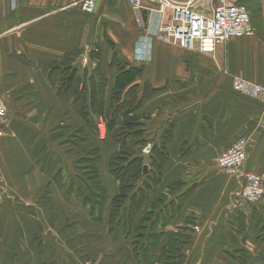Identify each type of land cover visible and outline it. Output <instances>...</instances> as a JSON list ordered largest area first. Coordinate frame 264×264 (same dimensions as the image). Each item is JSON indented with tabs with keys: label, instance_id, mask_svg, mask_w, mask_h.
<instances>
[{
	"label": "crops",
	"instance_id": "crops-1",
	"mask_svg": "<svg viewBox=\"0 0 264 264\" xmlns=\"http://www.w3.org/2000/svg\"><path fill=\"white\" fill-rule=\"evenodd\" d=\"M237 1L244 4L242 0ZM75 2L0 0V97L6 107L1 156L15 154L10 160L24 163L34 159L35 145H44L40 148L43 151L35 152L44 161L42 154L52 139L79 121L73 114L75 106L68 99L70 93L57 91V84L53 82L55 73H51L54 65L70 61V68L76 67V76L68 91L91 74L96 91L105 97L111 95L119 66L138 68L140 72L120 95L128 91L136 97L134 114L143 122L145 139L151 145L149 158L156 157L152 146L158 145L163 161L158 171L160 180L155 182L141 211L149 210L155 203L161 214L171 212L169 220L160 218L157 222L156 233L164 232L165 239V233L178 234L182 242L175 247L185 257L183 264H264V245L251 232L255 223L253 211L249 205L231 201L240 185L216 164L220 151L243 137L246 169L264 177V92L251 97L232 89L236 75L264 88L261 0H255L258 13L253 19L251 16L253 35L227 40L211 53L191 51L156 38L157 25L168 21L171 13L167 7L163 13L155 11L159 7L156 2L144 3L143 10L147 11L144 27L137 24L127 0H95L92 13L82 11ZM209 2L197 0L192 9L210 16L215 4L209 8ZM146 35L148 38L143 40L141 37ZM142 41L148 44L144 52L140 49ZM91 46L98 51L91 58L98 65L94 73H90L86 64L90 51L93 52ZM97 79L102 86L96 83ZM64 81L65 76L62 84L66 86ZM139 97L142 98L138 104ZM143 114L144 121L140 117ZM79 130L86 135L91 133L86 123ZM103 136L101 139L109 137ZM9 165L11 168L4 173L6 179L1 178L3 170H0V264H73L67 249L62 255L60 248L43 250L39 244L30 246L22 242L27 238L21 230L25 224L24 209L48 207L52 203V183L47 178L45 182L50 185L42 184L43 179L37 176L44 173L40 167L19 170L15 168L17 163L12 161ZM147 173L152 175L153 170L147 169ZM11 175L17 179L11 180ZM201 176L207 178L205 183L209 186H200ZM215 185L228 193L224 196L223 208L228 209L222 210L224 216L212 210L219 201H211V193L207 199L205 193V190L212 194L218 192ZM185 187L188 192L182 196L187 190ZM47 196L49 202L45 203ZM158 198L164 202H155ZM35 213L41 221L42 212ZM136 216L133 224L141 219V215ZM45 221L51 222L48 218ZM186 223L189 231L183 229ZM103 235L105 238L101 240L113 247V258L101 252V264H142L139 255L130 248V234L129 237L119 235L120 239H112L104 232ZM42 238L45 237L39 233L36 238L33 231V240ZM162 247H157L155 252ZM123 251L125 256L120 255ZM119 256L121 260L116 261ZM158 259L152 256L151 261L161 264Z\"/></svg>",
	"mask_w": 264,
	"mask_h": 264
},
{
	"label": "rangeland",
	"instance_id": "rangeland-1",
	"mask_svg": "<svg viewBox=\"0 0 264 264\" xmlns=\"http://www.w3.org/2000/svg\"><path fill=\"white\" fill-rule=\"evenodd\" d=\"M242 1L250 9L253 19V15L258 13L255 0ZM212 4H215L216 6L218 4V0H210L207 6L211 8ZM91 47L94 53L90 51L86 64L89 65L90 73H94L96 72L98 65L94 64L96 62L95 60H91V58H93L96 53H98V51L96 47ZM70 63L71 62L69 61L54 65L51 69V73H55L53 82L57 84L58 93H70L68 99L69 102L74 104L75 111L73 112V114L76 115L79 121L73 122V125L68 126L67 129H64L63 133L59 132V135L56 138L52 139L51 145L47 146L45 154H42L44 156V161L39 160L41 156H36L35 154L36 150H40V148L44 145H35L33 157L34 159H29L24 163L17 159L10 160L14 159L15 154L9 155V157L6 155L5 158H3L0 154V170H3L1 178H7L6 175V177L4 176V173L6 170L11 168L9 164H12L13 161L17 163V166L15 168L19 170H23L29 167L38 169L37 167H40L41 170L44 171V173L37 176L39 179H43L42 184L45 183L49 186V183H52V203H50L48 207L24 209L26 211V216L24 219L25 224L21 230L27 234V238L22 242L29 244L30 246L33 244H39L43 250H48L51 247L60 248V250H62V255H65L64 249H67L69 255H71V257L73 258V264H99L101 262V252L103 254L105 253L107 258H113V247L111 246V243L108 244L107 241L101 240V238H105L103 232L112 239H120L119 233L123 232V230L125 229V225L122 224V226H119L120 222H118L117 219L119 218L118 216H120L123 212L125 215L126 211L122 208L117 217H111L109 212L110 206H108V201L115 194L117 186L115 179L112 175L109 174L110 172H108L109 169H107V160L108 156H110L111 153L118 149L120 143L118 142L119 139H115L116 134L106 133L105 125L101 124L102 127H100V122L104 124V119L103 117L97 116V114L95 113V110L99 106L102 111H105V115L109 116V111L111 110L112 106L111 104H113L112 96L109 95L108 97H105L101 94V91H96L95 79L91 74H89L88 77L84 76V78H82V80H79L77 85L72 88V91H68L67 88H65V85L62 84V79L67 73L71 71L70 67L72 66ZM97 82L98 85L101 86V81L97 79L96 83ZM93 89L95 90L94 98L92 97ZM126 92L127 93L125 95H120L119 102L122 103L124 101L125 103H129V101L132 100L134 104L136 97H132V94H130V92ZM141 98L142 97H139V99L137 100L138 104ZM92 99H94L93 103L91 102ZM85 111L88 112V118L85 117L87 115ZM68 112L62 113L68 114ZM114 114L118 116V120L122 118L121 106L117 107V110L114 112ZM140 117L143 121L146 118L144 114ZM85 123L88 124L91 129V133L89 135L87 134L88 136L86 135V133L79 130ZM141 123L143 122L141 121ZM50 131L51 130L47 131L46 134L50 135ZM5 132L6 129H4L3 136L5 135ZM102 135H104L103 137H109L101 139ZM145 136L146 135L144 129L143 133L141 134H123L122 132L121 136H119L121 137V139L123 138L124 143L129 148L134 150L137 155L143 158L144 165H147L146 169L151 168L153 170L150 179L143 180V184L142 182H139V184L144 188H146L144 184L148 185L149 182L151 185H153L155 184V182L157 183L160 180L158 178V171L161 168V163L163 162L159 157L153 160V162L149 159L151 145L147 143ZM101 140L104 141L101 142ZM142 140H145V143L141 145L137 144V142ZM41 151H43V149H41L39 153ZM222 151H220V153ZM89 159H94V166L96 167L99 177V187H103L104 189H106L108 198L107 203L103 207L100 204L102 201V192L98 189L97 186H95L93 180L90 179L93 173L88 166ZM39 161H41L40 165ZM151 162L153 164H151ZM185 162H189V160H185ZM244 170H247L246 167ZM226 175L229 176V178L236 180L240 185L239 190L236 192L235 196H232L231 201L235 203L234 201L237 200V203L242 206H244V204L249 205V209H252L253 211L252 216L255 221L254 226H252L251 228V232L253 235H256L255 237L260 238L261 245H264L262 243L264 242V193L262 197L257 201H247L241 196V190L245 184L244 176L240 175L238 177H231V175ZM9 178L13 180L17 179V176H15L14 178V176L11 175L9 176ZM47 178L48 180H50V182H45V179ZM186 178L192 179L191 177ZM260 178L263 182L262 186L264 192V177L260 176ZM199 180H201L202 182L200 186H203L204 184L206 186H209L205 183V181L207 180L206 177L201 176L199 177ZM192 183L195 184L196 182ZM106 187L108 188V190ZM215 187L217 188L218 192L212 194L210 190H205V193L207 194V199L210 198L208 194L211 193V201H219L218 205L214 204L212 210H215L221 216H224L225 213H223L222 210H228L226 208H223L226 204V201H224V196L228 193L223 191V189L221 190V186L215 185ZM176 188L182 189L181 185H176ZM185 189L187 188L185 187ZM185 191L186 192H184L182 196H186L188 189ZM44 192L45 191H43V193ZM48 198V196L44 198L46 199L45 203L49 202ZM145 201L146 200L139 202V205L135 209L136 212L134 210L135 216L137 215L136 217H138L139 215H141V219L138 220V223L133 224L132 220L133 218H135V216L133 218L130 217V226L128 229V234L126 235L129 237L130 234L131 236V250L136 251V249H139L141 251V249L144 248L140 253L141 257L142 255H144L145 250L148 248V245H154L156 246V248L162 247V240L165 239L164 236L160 235L157 245L154 239L152 240L151 235L156 233V230H158V227L154 225V218L156 216L155 214L159 213V210H157L158 208H155L154 203V207L151 206L149 210L141 211V205L143 203L145 204ZM156 201H159V198L156 199L155 202ZM128 203L129 198L125 200L123 206L126 207ZM144 204L142 206H144ZM159 206L160 205H158V207ZM35 210H39L40 213L42 212L41 221L37 219V213H35ZM170 213L171 212L160 214L161 217H163L164 219L168 218L169 220L172 217ZM231 213L232 211H230L227 215L230 216ZM46 215L50 217H46ZM47 218L50 219L51 222L45 221ZM20 219H22L21 215ZM34 222H41L42 224L34 225ZM189 222L190 221H188L187 223ZM187 223L185 225L186 228H183L185 231L190 230L187 226ZM33 227H36V229H33ZM195 228L197 227H192V229L196 230ZM160 230H162V227L160 228ZM33 231H35L36 238L37 233L45 238L33 240ZM161 233L162 231L160 232V234ZM29 237L31 238V240H28ZM165 250H167V248L165 249L162 247V249H159V251H154V259H158L161 255H164ZM124 252L125 251L121 252L120 255L122 254V256H125L123 255ZM120 260V256L116 258V261Z\"/></svg>",
	"mask_w": 264,
	"mask_h": 264
},
{
	"label": "built area",
	"instance_id": "built-area-1",
	"mask_svg": "<svg viewBox=\"0 0 264 264\" xmlns=\"http://www.w3.org/2000/svg\"><path fill=\"white\" fill-rule=\"evenodd\" d=\"M135 14L139 26H143L142 10L146 1L156 2L159 13L170 8L171 13L168 21L157 25L155 36L160 40L169 41L182 48L211 53L216 47L232 38L249 37L254 33L251 24L249 9L237 0H218L210 16L195 12L192 9L191 0L178 3L171 0H127ZM264 10V0H261ZM79 8L92 13L95 8V0H77ZM144 39L148 36L141 37ZM148 44L141 42V51L144 52ZM232 89L236 92L251 97L260 96L264 92L261 85L255 84L243 77L236 75L232 81ZM6 122V107L0 97V139ZM104 125L100 122V127ZM247 158L246 140L239 137L233 140L217 157V167L233 177L243 175L245 184L241 190V196L247 201H257L263 195V186L260 175L244 170Z\"/></svg>",
	"mask_w": 264,
	"mask_h": 264
},
{
	"label": "trees",
	"instance_id": "trees-1",
	"mask_svg": "<svg viewBox=\"0 0 264 264\" xmlns=\"http://www.w3.org/2000/svg\"><path fill=\"white\" fill-rule=\"evenodd\" d=\"M70 70L71 71L65 75V81L63 82L66 84L65 88L67 89L70 88V85L74 77L76 76V67L70 68ZM139 72L140 69L135 67L126 66V65L119 66V70L116 74L114 84L111 90L113 104H111L112 106H111V110L109 111V116L105 115V111H102L101 108H99V106L97 107L95 105L97 107L95 113L97 114V116L103 117L104 119L103 122L105 125L106 133L116 134L115 139H119L118 142L120 143L118 149L113 153H111V155L108 158L109 172L113 176V178L117 181L116 192L113 195V197L109 199L108 206H110L109 212L111 217L112 216L117 217V215L119 214L122 208L126 211L125 215L123 212L120 216H118L119 218L117 219V221L120 222L119 226H122V224L125 225V229L123 230V232L119 233L122 236L123 235L126 236L128 234L130 221L131 218L135 216V212H136L135 209L139 205L138 203L143 200H146L154 188V184L151 185L149 182L148 185L144 184L146 188H144L139 184V182H142L143 180L150 179L151 174L150 173L143 174V165H144L143 158L137 155L134 150L129 148L124 143L123 138L121 139V137H119L121 136L122 132L123 134L143 133V129H142L143 123H141L138 117L134 114L135 105L133 104L132 100H130L129 103L128 102L125 103L124 101L122 103L119 102L121 92L125 90V88L130 84V82H132V80H134V78L137 76ZM94 94H95V90L93 89V96H92L93 98H94ZM91 102L93 103L94 99H92ZM113 105H114V109H113ZM120 106L122 111V118L118 120V116L115 115L114 112L117 110V107ZM85 112L87 113L85 117L88 118V112L87 111ZM143 143H145V140L137 142V144L140 145ZM152 152H154V157L156 156L155 158L152 157L149 158L152 162L153 160L157 159V157H159L160 160L162 159V152L160 151L158 145L152 146ZM152 162L151 164H153ZM88 163H89L88 166L91 169V172L93 173L90 179L93 180L95 186H97L98 189L101 190L102 192V201L100 204L103 207L107 203V198H108L106 189H104L103 187H99V177L96 167L94 166V159L93 160L89 159ZM127 198H129V203L125 207L123 205ZM159 201H160L159 204L164 202V200L160 198ZM160 213L161 212L155 214L156 215L154 218L155 226L157 222L160 220V218L163 219ZM163 233L164 232L160 234L159 232L151 235L152 240L154 239L156 245L159 242L160 235H163ZM177 235L178 234L172 232L167 234L165 233V236H167V238L162 240L163 241L162 245L163 248L165 249L167 248V250H165L164 255H161L158 259L161 264H183L185 257L175 247L177 243L182 242L180 239L177 238ZM155 250H156V246L148 245V248L145 250V253L144 255H142V257L140 256L141 251L139 249L138 250L136 249L135 254L139 255L142 264H153L151 259Z\"/></svg>",
	"mask_w": 264,
	"mask_h": 264
},
{
	"label": "water",
	"instance_id": "water-1",
	"mask_svg": "<svg viewBox=\"0 0 264 264\" xmlns=\"http://www.w3.org/2000/svg\"><path fill=\"white\" fill-rule=\"evenodd\" d=\"M195 1H197V0H191L190 4H193ZM146 17H147V11L146 10H142V18H143V21H146ZM146 168H147V165H144L143 166V174L146 173V170H147Z\"/></svg>",
	"mask_w": 264,
	"mask_h": 264
}]
</instances>
